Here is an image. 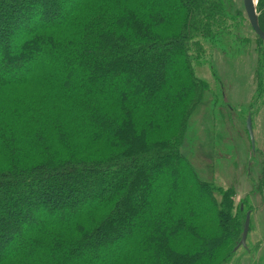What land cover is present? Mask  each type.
<instances>
[{"label": "trees", "instance_id": "trees-1", "mask_svg": "<svg viewBox=\"0 0 264 264\" xmlns=\"http://www.w3.org/2000/svg\"><path fill=\"white\" fill-rule=\"evenodd\" d=\"M234 5L0 0V264L231 260L251 200L182 146L209 89L203 40L231 32ZM255 191L264 204V167Z\"/></svg>", "mask_w": 264, "mask_h": 264}, {"label": "rangeland", "instance_id": "rangeland-1", "mask_svg": "<svg viewBox=\"0 0 264 264\" xmlns=\"http://www.w3.org/2000/svg\"><path fill=\"white\" fill-rule=\"evenodd\" d=\"M234 1L241 13L231 32L203 40L205 57L195 69L209 89L192 114L182 150L202 180L234 185L236 202L248 196L253 205L246 244L226 264H264V204L255 191L264 167V43L258 42L243 0ZM98 252L87 255L102 264L116 257L113 250Z\"/></svg>", "mask_w": 264, "mask_h": 264}, {"label": "water", "instance_id": "water-1", "mask_svg": "<svg viewBox=\"0 0 264 264\" xmlns=\"http://www.w3.org/2000/svg\"><path fill=\"white\" fill-rule=\"evenodd\" d=\"M258 0H243L244 8L247 14V17L249 19V22L251 24V27L253 28L254 32L258 35L259 38L264 40V31L260 27L259 21H258V13L256 9ZM250 136H251V141L252 144L254 143V137L252 135V131L250 129ZM249 227H250V213H247L245 224H244V230L242 234V239L239 244L240 245H245L246 244V239L248 237L249 233Z\"/></svg>", "mask_w": 264, "mask_h": 264}]
</instances>
